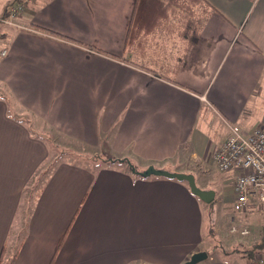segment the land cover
I'll list each match as a JSON object with an SVG mask.
<instances>
[{
  "label": "crops",
  "instance_id": "0c3cea01",
  "mask_svg": "<svg viewBox=\"0 0 264 264\" xmlns=\"http://www.w3.org/2000/svg\"><path fill=\"white\" fill-rule=\"evenodd\" d=\"M204 3L199 39L179 69L168 63L174 56L127 45L137 0H32L13 25L0 23V84L9 94L0 96L2 260L24 204L27 236L13 264H184L201 251L209 258L200 264H253L244 252L264 237V206L255 199L230 222L249 236L217 248L208 204L186 182L102 160L92 169L58 160L43 168L57 149L33 123L42 119L104 157L128 159L137 172L176 167L195 177L182 164L190 156L208 165L197 151L212 127L220 128L207 146L213 154L230 125L264 130V0ZM143 22L153 43L154 18ZM228 177L234 190L235 174Z\"/></svg>",
  "mask_w": 264,
  "mask_h": 264
},
{
  "label": "rangeland",
  "instance_id": "374dc122",
  "mask_svg": "<svg viewBox=\"0 0 264 264\" xmlns=\"http://www.w3.org/2000/svg\"><path fill=\"white\" fill-rule=\"evenodd\" d=\"M8 3L3 4L4 9H2L1 13H4L6 9L9 7H15L18 4H12L14 0H7ZM6 5V6H4ZM8 6V7H7ZM27 6V5H26ZM178 6V7H177ZM25 7V6H23ZM206 8L204 3H200L196 6L190 8L186 5L185 0H178V2L169 7L168 15L165 19L161 20L160 25L153 31L154 34H157L155 38L156 41L150 42L149 40L145 41V36H141L139 38V43L142 45L141 49H146L147 46H152L153 51L159 57L161 55H166L165 59L172 60V56H174V61L168 63H174L172 66L177 69L182 65V62L186 61L188 55L189 42L185 40L183 34L187 29L188 21H193L196 24L197 30L199 31V23L202 21L204 14H206ZM184 38V39H183ZM148 44V45H147ZM189 54V53H188ZM171 56V57H170ZM177 61H176V57ZM1 91H6L4 86L0 84V94ZM5 94L9 95L7 92ZM33 118V116H32ZM27 119V118H26ZM31 119V116H30ZM34 126L38 129L39 135L44 138L51 140V143L56 147L57 150H52L50 155V159L43 167L50 166V164L56 160L65 161L68 163H73L79 165L81 167H87L92 169L93 162L97 161H108L111 164H117L119 167H123L122 169L132 172V168H129L127 164L121 162H115L114 160H119L117 158H109L104 157L101 154V151H98L94 148L83 146L81 143L77 141H73L71 138L66 137L65 135L55 131L45 123L42 119L33 118ZM214 132V127L210 129L212 133V137L208 134L209 140L206 139L204 141V145L198 149L197 154L201 155V157H206L208 159V165L206 167L204 165H200L196 158L191 160L190 156H188L189 151L187 150L188 157H185L186 164H182V168L188 167V172H194L196 174V182L197 185L202 188L204 182L208 183L210 188L219 191V189H223V194L220 199H216L213 204H208L207 210H205L204 218L207 223L211 224V228L213 227V239L211 240V244H214L215 247L219 248L222 243H226L228 239L235 240L241 239L239 234H233L230 229L234 226H230V222L232 217H238L239 213L235 212L233 209V204L231 203L234 198V190L231 187L229 181L231 178L228 175L232 174L231 172H220L213 158V151L207 148L209 143L212 144V148L216 140L219 139L220 128L217 127ZM215 135V137H214ZM217 136V137H216ZM198 146V145H197ZM98 153V154H97ZM98 156H97V155ZM190 154V153H189ZM89 155V156H85ZM94 155V156H91ZM91 156V157H90ZM101 161V165H103ZM115 162V163H114ZM180 162V159H179ZM95 164V163H94ZM172 166V165H171ZM168 166V168H171ZM96 167V166H94ZM176 167L171 168V172H175ZM178 170V169H177ZM133 173V172H132ZM181 173V172H178ZM187 174V173H186ZM41 181L37 184L39 185ZM225 188V189H224ZM30 192V191H29ZM28 193V191H27ZM26 196L23 198V203H25ZM204 203V202H203ZM204 205V204H203ZM207 205V204H205ZM30 207L21 205L19 213L15 218L14 224L12 226L11 232L7 239V244L5 251L3 253V260L1 264H8L10 262V258H14L16 256L19 247L21 246L22 240L25 236H27V227L29 220ZM241 229V228H240ZM249 236V235H248ZM247 237V236H246ZM227 245V243H226ZM223 252V251H222ZM213 257H220V252L213 255ZM253 257H256L253 255ZM252 257V258H253ZM253 258V259H254Z\"/></svg>",
  "mask_w": 264,
  "mask_h": 264
},
{
  "label": "built area",
  "instance_id": "2783aa9c",
  "mask_svg": "<svg viewBox=\"0 0 264 264\" xmlns=\"http://www.w3.org/2000/svg\"><path fill=\"white\" fill-rule=\"evenodd\" d=\"M22 11V5L9 8L0 23L13 25ZM7 50L1 52L5 56ZM213 160L220 172L235 174V212H244L253 199L264 206V130L246 132L230 125V136L213 154ZM231 232L246 237L248 229L233 226ZM253 264H264V253L253 259Z\"/></svg>",
  "mask_w": 264,
  "mask_h": 264
},
{
  "label": "trees",
  "instance_id": "16d2710c",
  "mask_svg": "<svg viewBox=\"0 0 264 264\" xmlns=\"http://www.w3.org/2000/svg\"><path fill=\"white\" fill-rule=\"evenodd\" d=\"M30 1H32V0H14L12 2V4L13 5L18 4V5L26 6V5H29L28 3ZM185 1H186V5L189 6L190 8H192L193 6H196L200 3L205 2V0H185ZM177 2H178V0H137L136 10H135L136 11L135 19L131 23V26H130L129 31H128L127 41H126L127 45L130 43L139 41V38L141 36L146 35L147 29H146V23L143 22L144 20L151 18V17L154 18V22L152 23L150 28H153V29L157 28L160 25L161 20L165 19L167 17L169 7H172ZM5 14H7V13H5ZM183 37L185 38V40H187L189 42V48H188V53H189L199 39L198 30H197L196 24L193 21H191V22L188 21L187 29L185 30ZM188 53H187V55H188ZM185 60H187V59H185ZM184 64H185V61L182 62V65L179 66L178 69L181 68ZM0 96L3 99L7 100V97L4 96L3 93H1ZM33 132H35V130H33ZM35 134H36V132H35ZM38 134H40V133L38 132ZM41 137H43V136H41ZM46 140H47V138H46ZM47 143L50 146L53 145V143H51V140L49 141V139L47 140ZM114 161L125 163L127 165L130 162L128 159H119V160H114ZM65 236L63 239H61V241L58 245V250L62 246V243L65 239ZM244 253L249 258H251L253 255L255 256V254H256V256L263 254L264 253V237L262 238V240L255 243L254 246L252 247V249H249V250L245 251ZM15 255H17V253ZM15 258H16V256H14V258H12L10 264L14 263ZM253 258L251 259L252 261H253ZM1 262H2V258H0V264H1Z\"/></svg>",
  "mask_w": 264,
  "mask_h": 264
},
{
  "label": "water",
  "instance_id": "95a60500",
  "mask_svg": "<svg viewBox=\"0 0 264 264\" xmlns=\"http://www.w3.org/2000/svg\"><path fill=\"white\" fill-rule=\"evenodd\" d=\"M132 168V172L138 174L142 177H164L171 180H177L179 182H186L189 186L191 193L199 198L202 202L206 204H212L216 199V191L209 189H202L197 185L196 177L193 174H186V173H178V172H169L166 170H160L155 168L154 166H149L146 171L140 173L129 164ZM209 255L205 251H201L198 253L193 254L188 261L184 264H200L201 262L207 260Z\"/></svg>",
  "mask_w": 264,
  "mask_h": 264
}]
</instances>
